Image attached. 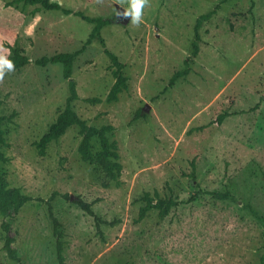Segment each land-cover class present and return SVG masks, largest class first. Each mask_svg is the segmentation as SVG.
Masks as SVG:
<instances>
[{"label": "rangeland", "instance_id": "rangeland-1", "mask_svg": "<svg viewBox=\"0 0 264 264\" xmlns=\"http://www.w3.org/2000/svg\"><path fill=\"white\" fill-rule=\"evenodd\" d=\"M12 1L0 0V52L18 46L29 62L0 81V113L10 116L3 123L9 160L0 168L9 186L44 201L0 214V264H58L46 202L53 192L65 264H264V0H150L139 27L117 18L123 10L114 0H53L108 18L104 43H86L93 24L74 13ZM216 5L199 28L189 73L168 85L192 53L197 17ZM105 48L127 76L113 101L106 100L115 77ZM76 50L69 78L60 63L35 61ZM71 79L78 114L115 126L120 184L81 159L76 125L44 153L35 143L64 108ZM223 111L230 114L213 123ZM146 191L180 203L138 219ZM77 199L114 223H102L100 233ZM2 221L21 263L3 249Z\"/></svg>", "mask_w": 264, "mask_h": 264}, {"label": "trees", "instance_id": "trees-1", "mask_svg": "<svg viewBox=\"0 0 264 264\" xmlns=\"http://www.w3.org/2000/svg\"><path fill=\"white\" fill-rule=\"evenodd\" d=\"M18 1L30 4H39L46 9L61 10L66 14L74 13L93 24L90 34L86 39V43L91 42L94 38H97L101 43H104L101 30L105 25L110 23L108 18L102 16H90L80 10H73L72 8L63 6L60 2L53 0H13L9 3ZM217 7L218 5L204 13H201L197 17L194 27V39L192 41V53L185 58L184 67L172 74L168 85L173 84L177 78L185 76L189 73L191 69L190 61L199 50V28L204 20H207L212 16ZM11 50L12 54L8 55V58L13 61L15 67L23 66L29 62V57L25 54H22V50L18 46H11ZM79 51L80 50L73 52H56L52 55H43L40 58H37L35 61L40 65H45L47 63H60L62 65L63 76L65 78H69L72 76L73 64ZM105 51L112 61V71L115 77V81L107 94L106 100L113 101L117 100L119 93L127 88V76L123 72L125 64L119 59V57L107 48H105ZM68 88L69 94L66 97L64 108L58 113L56 119L49 125L48 129L35 142L39 148V151L44 153L48 143L53 140H57L67 131L69 127L76 125L80 134V140L77 149L81 159L90 164H94L105 178L113 180L116 184H120V176L122 173L123 164L120 160L117 140L112 137L115 126L110 123H105L100 126L88 123V121L81 117L74 108V101L78 98L76 81L73 79L69 80ZM88 100L100 101V98L90 97ZM229 114L230 113L227 111L218 113L212 122L219 125ZM9 118V115L0 113V162H8L9 160V157L3 150V148L8 145L3 123ZM102 184L105 187L110 185L109 181H103ZM205 192L216 194L215 191L210 190ZM57 193L58 192H53L46 202L48 204L49 214L53 221L54 235L56 236V254L58 264H65V256L63 253L64 242L62 239L63 231L61 228L62 224L54 215L52 205L50 203L51 199H53ZM64 196L69 198L68 194H64ZM195 197L196 194L190 196L188 199H194ZM33 199L44 201L42 198L34 197L28 193H25L20 186H9L4 178V172L0 168V214L3 217L18 212L24 204ZM141 199L144 201V204L140 206L138 219H143L147 215L148 211L152 209H157L159 213L164 216L169 213L172 207H175L180 203L178 199L173 198L172 196H161L158 191H154L153 195L146 191L142 195ZM75 203L81 210L94 218L96 228L100 231V233H102L100 230L102 223H108L110 225L114 223V221L107 222V220H103L99 215H97L92 208V201L77 199L75 200ZM258 218L264 224V216L258 215ZM1 226L6 233L4 236L3 249L6 250L7 255L10 258L21 263L20 257L17 255L15 249L11 246L13 238L7 234L9 222L2 221Z\"/></svg>", "mask_w": 264, "mask_h": 264}, {"label": "clouds", "instance_id": "clouds-1", "mask_svg": "<svg viewBox=\"0 0 264 264\" xmlns=\"http://www.w3.org/2000/svg\"><path fill=\"white\" fill-rule=\"evenodd\" d=\"M102 2L103 0H97V3ZM114 3L123 8L122 12L119 10L115 11L117 18L130 20L136 27H139V25L143 23L144 8L150 6V0H114ZM125 4L127 7H124ZM8 55H10V51H8L7 54L0 52V81H3L6 73L15 71V65L13 61L8 58Z\"/></svg>", "mask_w": 264, "mask_h": 264}, {"label": "water", "instance_id": "water-1", "mask_svg": "<svg viewBox=\"0 0 264 264\" xmlns=\"http://www.w3.org/2000/svg\"><path fill=\"white\" fill-rule=\"evenodd\" d=\"M120 9L123 10V8L120 6Z\"/></svg>", "mask_w": 264, "mask_h": 264}]
</instances>
